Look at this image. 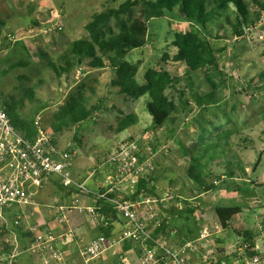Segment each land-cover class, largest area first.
Masks as SVG:
<instances>
[{
    "label": "rangeland",
    "instance_id": "1",
    "mask_svg": "<svg viewBox=\"0 0 264 264\" xmlns=\"http://www.w3.org/2000/svg\"><path fill=\"white\" fill-rule=\"evenodd\" d=\"M124 1L0 0V42L5 46H0V104L5 100L19 107L23 100L21 115L27 119L39 115L44 129L52 135L53 140L73 151L77 169L89 165L90 162H87L90 159L94 165L99 164L107 158L114 146L128 137L139 136L142 150L153 151L156 167L154 175L158 178L156 182L160 184L159 188L162 191L167 188L174 195V200L166 205L168 208L178 204L184 210V201L188 202L187 198L199 193L201 187L186 176L192 155L195 160L193 168H201L204 173L209 171L207 177L203 176L208 186L223 174L228 176V180L210 188L206 194L212 198L213 203L206 207L201 202L202 208H207V218H213L212 207L215 205L242 204L244 207L232 222V227L222 231L226 237L225 247L229 251L225 253L224 250H214V253H208L203 250L207 255L205 262L211 261L214 264L225 255L233 258L231 248L238 239L237 232H250L254 242L261 248L264 245V23L254 30H248L257 26L258 8L251 0H246L248 21L238 27L242 32L240 36L234 33L236 13L231 6L211 16L205 35L195 24L185 20L178 9L149 20L148 44L125 56L126 61L138 65L136 81L143 84L144 72L148 68L158 69V65H161L166 67L174 79L179 77L177 87L213 91L216 101H219L205 109L191 102L189 114L184 117L180 115V119L157 128L145 109L148 96H142L136 101L121 94L118 87L112 84L115 73L111 68L106 66L89 70L85 66V62L89 61L87 58L81 65L67 63L63 58L72 41L89 39L84 25L93 14L106 8H117ZM140 9V5L134 6L131 13H123L121 17L129 23L140 18ZM119 30L115 18H111L102 27L104 37ZM189 31L210 44L214 62L206 63L186 77L184 65L173 61L175 50L170 46V41L175 33ZM104 55L105 51L97 49V56ZM162 58L166 62L161 63ZM17 60H28L30 63L27 67H17L4 74L3 70ZM50 63L68 66L70 72L57 75ZM29 88L34 93L33 101L24 99L25 91ZM79 96L85 98L88 108H94L93 118L53 132L51 125L64 111L66 102ZM127 115H135L137 122L120 128V120ZM182 118L187 120L178 123ZM76 129L79 130L77 138ZM245 168H248L247 173L243 170ZM229 171L232 177L243 175L246 181L237 183L230 180ZM171 178L173 182L168 184ZM187 182L190 184L187 185ZM226 184L229 185L227 192ZM86 186H89L88 183ZM48 190L37 195L35 203L19 205L6 210L1 216L0 264L7 261L8 264H62L67 261L66 255L53 260L29 254L27 245L30 235H21L15 228L18 225L25 232L24 229L29 230L38 225L41 230L51 232V225L56 224V204L53 202L56 193H53L54 196L48 195ZM58 202L66 203L63 199ZM37 212L46 216L43 224H39L42 220ZM18 213L21 222L16 224ZM186 216L190 220L194 218L190 214ZM71 217L76 220L74 229L79 231H73L69 237L77 246V253L72 255L74 259L70 263L115 264L120 250L117 245L111 254L108 252L100 260L85 261L80 251L85 248L87 237L92 235L86 232L89 224L86 218L83 219L75 212L71 213ZM114 219L120 226L124 224L122 219ZM240 237L239 240H242ZM215 243L220 245V240ZM8 250L15 252L12 258L7 257Z\"/></svg>",
    "mask_w": 264,
    "mask_h": 264
},
{
    "label": "built area",
    "instance_id": "2",
    "mask_svg": "<svg viewBox=\"0 0 264 264\" xmlns=\"http://www.w3.org/2000/svg\"><path fill=\"white\" fill-rule=\"evenodd\" d=\"M263 23L264 8L258 10L257 26L248 30H254ZM33 123L36 135L27 138L11 125L0 104V218L6 210L35 203L39 190L55 179L61 187L76 193L69 203L57 205L55 221L58 225L66 223L67 214L71 212L85 216L89 225L95 228L110 224L105 212L99 211L94 202L82 203L80 196L108 203L117 217L124 221V227L116 240L98 234L88 241L81 251L86 262L98 261L116 245L131 240L140 246L141 254L135 261L118 256L122 264H189L191 254L197 251L200 242L211 236L212 229L203 227L198 238L179 246L166 243L165 231L153 236L163 221L161 210L174 200L170 192L148 194L142 191L130 200L123 199L124 191L134 188L139 179L149 180L155 173L153 151L142 150L139 136L129 137L112 148L103 160L113 167L112 173L104 181L103 189L92 191L86 187V181L91 182L96 168L89 167L83 181L74 178V153L55 143L52 135L44 129L39 115L35 116ZM225 178L221 176L215 179L214 186ZM16 218V224H19V213ZM213 229L218 231L221 226L219 223L214 224ZM29 232L32 234L27 245L29 254L53 260L64 256L65 251L58 247L60 236L41 230L38 225L30 227ZM233 253V258L226 257L220 264H264V245L259 248L255 242L252 246L248 240L242 239ZM14 254L12 251L10 257Z\"/></svg>",
    "mask_w": 264,
    "mask_h": 264
},
{
    "label": "trees",
    "instance_id": "3",
    "mask_svg": "<svg viewBox=\"0 0 264 264\" xmlns=\"http://www.w3.org/2000/svg\"><path fill=\"white\" fill-rule=\"evenodd\" d=\"M251 1L258 10L264 8V0ZM137 5L141 7L140 18L134 19L129 23L124 21L121 14L131 13L134 6ZM230 6L233 7L236 13L235 23L233 25L234 33L240 36L242 32L238 30V27L248 21L249 10L246 0H125L117 8H106L102 12L93 14L91 20L84 25L89 39L85 38L72 41L69 49L63 54V58L66 59L65 61L67 63H75L77 65L83 64L84 59L87 58L89 61L85 62V66L89 70L106 66L111 68L115 73L112 84L118 87V91L121 94L129 96L133 100H139L140 97L145 95L148 96L145 109L151 116L154 127L161 128L166 126L170 121L178 118L175 116L181 115L184 117L189 114V109L191 108L189 104L191 102H194L199 107H204V105L213 99L214 92H201L193 88L184 90L183 88L177 87L180 80L179 77L174 79L166 67L161 65H158V69L148 68L143 75L144 83L139 84L136 81L138 65L126 61L125 56L132 50L142 48L148 44V22L153 18L163 17L165 13H173L178 9L185 20L195 24L205 35L207 32V23L211 16L216 11L226 10ZM111 18L116 19L120 30L115 34L104 37L102 27L107 25ZM0 46L2 48L5 47L3 42H0ZM170 46L175 50L173 61L184 65L186 77H189L190 73L205 66L206 63L213 64L214 62L212 57L213 50L210 44L194 32L175 33L170 41ZM97 49L105 51V55L103 57L97 56ZM160 61L161 63L162 61L166 62V59L162 58ZM29 63L28 60L14 61L7 66V69L3 70V73L5 74L17 67H27ZM50 66L55 70L57 75L68 74L70 72L68 66H56L54 63H50ZM24 99L34 100L32 89H26ZM22 105L23 100L20 101L19 107L5 100L1 102V106L6 111L11 125L16 130L22 132L27 138H34L36 129L33 119H27L21 115L20 109ZM93 111L94 108H88L86 106L84 97L70 98L65 104L64 111L58 115L56 122L51 125V128L53 132H59L64 128L79 125L85 120L92 119ZM136 122L137 117L135 115H127L120 120L119 127L126 128ZM78 131V129L75 130V137ZM194 163V157L191 156V165L187 168L186 174L201 187L199 188V194L216 187L213 181L208 186L206 179L203 178V176L207 177L208 175L204 174L201 168H193ZM229 173L232 177V172L229 171ZM222 176L228 177L226 174ZM156 180L157 177L155 175L150 177L149 180L139 179L137 185L129 190L130 193L123 195V199L130 200L142 193V191L148 194H154L156 188L153 182ZM225 180L227 179L225 178L222 182H225ZM58 187L63 189L60 184H58ZM110 195L113 196V194ZM89 198L92 199L91 197ZM93 202L95 206L99 207V211L105 212L110 219V224L107 227L98 228L99 234L112 238V224L115 220L114 217H117L115 211L106 202L101 200H94ZM176 205L178 206V204ZM176 205L172 204L170 210H163L166 213H172L175 211L174 208ZM184 205L186 207L184 210L182 208L176 209L175 212L177 215H194L197 209H199L198 205H190L185 201ZM243 208L242 204L216 205L213 208V212L221 228L227 229L238 214L242 212ZM167 226L166 219L163 218L161 226L154 231L153 236L156 237L160 232L165 231ZM15 228L21 235L29 234L30 237L32 236L29 230L23 232V228L18 225ZM237 233L242 239L248 240L252 246L254 245V239L250 232L245 231L243 234ZM122 245V249L120 250L121 254L129 251L132 246H137L139 254H141L140 246L131 240L123 241ZM12 251L8 250L6 252L8 258ZM6 263L8 264V261ZM115 264H122V262L118 258Z\"/></svg>",
    "mask_w": 264,
    "mask_h": 264
},
{
    "label": "crops",
    "instance_id": "4",
    "mask_svg": "<svg viewBox=\"0 0 264 264\" xmlns=\"http://www.w3.org/2000/svg\"><path fill=\"white\" fill-rule=\"evenodd\" d=\"M98 69H100V68H98ZM93 70H95V69H93ZM199 91H201V90H199ZM201 92H208V91L207 90H203ZM215 96L216 95H215V92H214L213 99L208 104L204 105V107H200V108L205 109L208 105L216 104V102H219V101H216ZM178 118L180 119L181 116L178 115ZM185 120H187V119L186 118H184V119L182 118L181 120L178 121V123L179 122L181 123L182 121H185ZM54 141H55V139H54ZM55 143L61 148H68L69 150H71L68 146L66 147L61 142L59 143V142L55 141ZM89 162H90V164H89L90 166L89 165L85 166L83 164L84 167L81 166L78 169L74 165V171H73L74 178H76L79 181H83L85 176H86V170L89 167H91V166H94V167L96 166L95 167L96 168V174L93 176V179L91 180V182H89V180H87V181L85 180V181L89 185V186H86L88 189H90L92 191H97L98 189H101L103 187V183L111 175L113 167L110 166L108 163H106L103 160H101V162L99 164H97V165H94L93 161H91V159L87 163H89ZM190 165H191V161H190V163H188L187 166L189 167ZM244 171L247 173L248 172V168H245ZM223 172H225V171H223ZM208 173H209V171L205 172L204 174L207 175ZM230 180L238 181L237 183H239L240 181H246V179H245V177H243V175L242 176L239 175L238 177H231ZM156 181L153 182V185L156 188L155 192L156 191L157 192H169L167 190V188H166V190L162 191V189L159 188V186H158L160 184H157ZM170 182H173L172 178L169 179L168 184ZM58 184L59 183L55 179L51 180L41 190H39L37 195H41V192H44L45 189L49 188L48 193H50V194H48V195H53V193H56L55 194L56 197L53 198V202L56 204L55 207H57V205H60V204H58L59 203L58 200H60V199H63L64 202H66L65 204L69 203V201L75 196V194H76L75 191L74 190H66L63 187H62L63 189H61V188L58 187ZM189 184L190 183L187 182V185H189ZM228 186H229L228 184H226V186H225L226 192H227V187ZM57 188L59 189L58 192L55 191ZM128 191L129 190L124 191L122 194L123 195L124 194H128ZM208 192H210V190H208L206 192H202L201 194L198 193L197 195H194V196H191V197L187 198L188 199L187 200L188 204H190V205H198L199 206V209H197V211L193 215L194 216L193 220L192 219L190 220L189 218H187V216L185 214H183V215H181V214L177 215L176 214V212H175L176 209L181 208L179 205L178 206L176 205V207L174 208L175 211H173L172 213H166V211H164L163 209L161 210L162 216H163V218L166 219V222H167V225H168L167 228L165 229V238H166L165 241L169 245L179 246V245H182L183 243H185L187 241L195 240L196 238L199 237L200 231H201V229L203 227H208V228L212 229L211 236L207 240L200 242V246L197 249V251H195L193 254H191V257H190V260H189V264H212L211 261L205 262V260L207 259V255L203 253V250H207L206 252H208V253H211L214 250H224L225 253H227L229 251L225 247V239H226V237L224 236V234H222V231L224 229L221 228L220 230L215 231L212 228L214 226V224H218V220L215 217L214 212H213V215H214L213 218H207V216L205 214V210L207 208L203 209L202 206H201V204H202L201 202H203L204 205H206V207L208 206V204L213 203L212 198H209V196H206V194ZM219 195L220 196L222 195L221 190L219 191ZM38 198H41V197L38 196ZM80 201L82 203H84V204H89V203L93 202L92 199H90L89 197H86V196H80ZM214 207H212V208H214ZM164 209L170 210V207L168 208L166 206V207H164ZM56 211H57V209L55 208L54 213ZM71 213H73V212H71ZM71 213L67 214V220L68 221L66 222V224H64V226L63 225H58L56 223V224L51 225V228H50V230H51V232L53 234L55 233V235L60 236V239H59V242H58V247H60L61 249H63L65 251L64 252V256L66 255L65 256V261L67 260L65 263L63 262L62 264H71L70 262H72L73 259H74L72 257V255H75L77 253L76 252L77 251V246L75 245V242L71 241V238H69L73 234V231H79L76 228L74 229V226H75L74 223H76V220L74 221L72 219ZM37 214H39L38 217L42 220L39 224H43L45 222V217L46 216L43 215L41 212L40 213L37 212ZM75 214H77L78 216H82L83 219L86 218L85 216H83L81 214H78L76 212H75ZM54 215H56V213ZM75 218H77V217H74V219ZM117 218H119V220H121L120 217H117ZM176 220H179L178 223H175ZM85 221H87V220H85ZM27 222L28 221L26 220V223ZM27 227H28V225H27ZM52 227H55V228L53 229ZM123 227H124V224L122 226H120V224L116 223V220H114L113 224H112V229H111L112 238H114L116 240L118 238L120 232L122 231ZM230 227H232V225H230ZM174 230H175V232L172 233V231H174ZM24 231H27V230L24 229ZM87 231L90 234H92V235H89L87 237L86 244L88 243V241L92 237H94V236L99 234L97 227L95 228V227H92L90 225H88V230H86V232ZM240 239H242V237H240ZM219 240H220L219 244L221 246L215 243V242H218ZM237 241L238 242L242 241V240H239V236H238ZM237 241H236L235 244H233V247L231 248L232 252L235 250V247H236V245L238 243ZM213 243H215V245H213ZM117 246L121 250L123 245H117ZM120 250H119L118 256L122 255V256L126 257L127 259H129L131 261H135L139 257V249H138L137 246L136 247L132 246L129 249V251L125 252L124 254L123 253L121 254ZM110 252L111 251H109V254H111ZM80 253H81V251H80ZM106 254H108V253H106ZM226 257L227 256L225 255L223 258H220V259L216 260L214 264H220L221 261L224 260Z\"/></svg>",
    "mask_w": 264,
    "mask_h": 264
}]
</instances>
